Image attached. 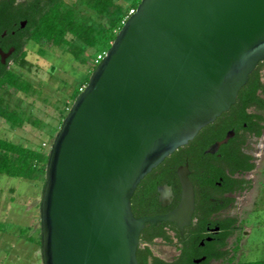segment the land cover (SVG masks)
Returning a JSON list of instances; mask_svg holds the SVG:
<instances>
[{
  "label": "water",
  "instance_id": "obj_1",
  "mask_svg": "<svg viewBox=\"0 0 264 264\" xmlns=\"http://www.w3.org/2000/svg\"><path fill=\"white\" fill-rule=\"evenodd\" d=\"M262 60L264 0H140L48 150L41 264H137L145 222H175L182 237L194 210L186 162L175 170L180 194L170 212L135 217L131 197L152 168L235 103Z\"/></svg>",
  "mask_w": 264,
  "mask_h": 264
},
{
  "label": "trees",
  "instance_id": "obj_2",
  "mask_svg": "<svg viewBox=\"0 0 264 264\" xmlns=\"http://www.w3.org/2000/svg\"><path fill=\"white\" fill-rule=\"evenodd\" d=\"M79 1L80 4L93 12L89 16L90 22H87L85 18L77 17L74 8L68 5L65 0H22L17 3L16 0H0V36L6 32V36L13 39L10 44L15 48L11 58L12 63L20 68L29 69L30 62L26 58L27 52L23 47L27 42L39 45L37 52L41 55L45 53L42 48L43 43H48L54 47L63 48L74 59L82 63L93 61L97 54L106 52L110 47L122 26V19L128 9L136 8L140 0H129L128 2L126 0ZM20 20L26 21L23 28L19 27ZM14 23H16L15 26ZM12 30H15L14 35L11 33ZM89 49L93 50V54L87 52ZM88 57L89 60H87ZM96 65L92 62V71ZM261 70H264V60L260 61L249 74L246 84L238 91L235 103L213 122L202 127L187 144L178 147L166 156L163 163L173 161L176 165L186 157L195 171L198 170V166L202 167L201 172L206 176L208 174L209 182L218 180V177L222 176L225 180L235 181L236 189L240 191L246 189L247 180L244 178L233 179L229 175L238 170H252L254 163L250 161L251 155L240 152L236 147L231 154L226 155L224 165L217 166V153L206 152V150L213 142L222 139L228 129H233L237 133L241 129L249 128L255 137L261 135L264 128L262 124L264 120V82L261 81ZM88 79L89 76L85 78L84 84ZM7 87L14 89L17 93L35 92L33 85L23 77L21 72H16L10 66L1 64L0 118L4 119L11 127H20L25 121H29L37 127L41 126L39 120L32 118L31 115H26L18 106L10 105L1 94V90L3 91ZM79 92L80 88L74 87L70 98L74 101ZM249 107H255L256 112L248 113ZM68 111H61L60 124ZM244 123H246L245 128ZM51 137H54V134ZM233 140L234 138L227 139L229 142L221 144L219 149L228 146ZM47 157L48 152H43L39 148L23 146L0 137V174L34 182L40 181L42 190ZM210 159L213 160L210 161ZM162 178L164 177L160 176L157 179L162 182ZM232 200L228 199L227 203ZM131 210L136 216L135 209ZM222 226L225 229L224 237L231 235L235 229H239L235 218H228ZM24 230L22 228L21 232ZM27 240L40 247V228H38L37 237L28 236ZM225 254L222 253L220 257ZM148 257H151L149 249L138 246L137 264H148ZM157 260L155 257L152 258L153 263H156ZM234 264H264V259L241 260Z\"/></svg>",
  "mask_w": 264,
  "mask_h": 264
},
{
  "label": "rangeland",
  "instance_id": "obj_3",
  "mask_svg": "<svg viewBox=\"0 0 264 264\" xmlns=\"http://www.w3.org/2000/svg\"><path fill=\"white\" fill-rule=\"evenodd\" d=\"M65 2L74 8L77 17L91 21L89 16L93 12L79 0ZM23 47L30 62L29 69L20 68L12 62L9 66L21 72L35 92L17 93L7 87L1 90V94L10 105L18 106L26 115L39 120L41 126L25 121L20 127H11L0 118V137L48 152L54 138L51 135H55L60 127V113L70 109L73 102L70 94L74 87L85 85V78L92 72L93 61L82 63L63 48L48 43L42 45L45 50L43 55L37 52V44L27 42ZM87 52L93 54V50ZM261 80L264 82V70H261ZM66 83L69 85L66 86ZM262 124L264 126V120ZM262 131V136L249 139L245 146L254 168L243 174L248 181L247 187L236 195L234 207L227 211L239 224L238 231L228 241V253L232 257L216 264L264 259V128ZM41 191L40 181L0 174V264H41L39 245L27 240L28 236L38 235ZM22 228L25 229L23 232ZM161 248L159 244L153 247L156 254L164 255Z\"/></svg>",
  "mask_w": 264,
  "mask_h": 264
},
{
  "label": "flooded vegetation",
  "instance_id": "obj_4",
  "mask_svg": "<svg viewBox=\"0 0 264 264\" xmlns=\"http://www.w3.org/2000/svg\"><path fill=\"white\" fill-rule=\"evenodd\" d=\"M17 1L22 0H16V3ZM25 23V20H20L19 27L23 28ZM11 33L14 35L15 30H12ZM12 41L13 39L6 36V32L1 34L0 49L2 54L0 53V65L6 64L9 66L12 62L11 58L15 51L14 46L10 45ZM247 111L248 113H255L256 109L255 107H249ZM243 126L245 128L246 123ZM230 133L228 139L234 138V140L223 149H219L221 146L219 145L214 151V153H217V166L224 165L226 155L231 154L236 147L240 152L250 155L249 152L245 151L249 139H257L263 135L262 131L259 137H255L249 128H246V130L241 129L237 133L233 129H228L223 138ZM210 146H208L206 152H211L208 151ZM212 160L210 159V161ZM250 161L252 162V159ZM185 162L190 171L189 178L194 186V210L191 221L183 225L181 229L182 237L175 222L160 221L153 225L145 222L140 232L139 246L146 247L151 252V257H148V264H216L218 261L229 260L232 257L231 253H228V241L238 231V228L231 235L224 237L225 229L222 225L228 218H234L227 211L229 208L234 207L235 197L241 191L236 189L237 184L235 181L225 180L222 176H219L218 180L209 182L208 174L206 176L201 172L202 167L199 168L198 166V170L195 171L186 157L176 165L173 161H170V163H163L162 161L152 168L149 174L147 173L148 175H145L146 177L144 176L138 183L137 192H135V189L131 197V209H135V217L166 214L174 209L177 206L180 194V185L175 170H177L178 165H184ZM158 166L160 167L158 168ZM226 171L228 173V169ZM247 172L249 171L238 170L229 176L233 179H240ZM160 176L164 177L162 182L157 179ZM228 199L233 200L227 203ZM236 224L238 227L239 224ZM150 227L153 231L148 234L147 229ZM157 244L162 246L161 252L164 255L155 253L153 247ZM232 249L230 250L232 251ZM222 253L225 255L220 257ZM153 257L158 259L156 263H153Z\"/></svg>",
  "mask_w": 264,
  "mask_h": 264
},
{
  "label": "built area",
  "instance_id": "obj_5",
  "mask_svg": "<svg viewBox=\"0 0 264 264\" xmlns=\"http://www.w3.org/2000/svg\"><path fill=\"white\" fill-rule=\"evenodd\" d=\"M134 12H135V8H129L128 11H127V13H126V15L122 19V24ZM104 54H105V52H102L100 54H97L96 57L93 59V64H98L100 62V60L102 59V57L104 56ZM84 86L80 88V91L84 88Z\"/></svg>",
  "mask_w": 264,
  "mask_h": 264
}]
</instances>
